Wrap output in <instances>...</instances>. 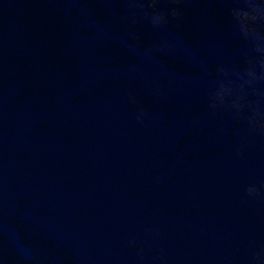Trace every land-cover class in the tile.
Returning a JSON list of instances; mask_svg holds the SVG:
<instances>
[{"label":"water","instance_id":"obj_1","mask_svg":"<svg viewBox=\"0 0 264 264\" xmlns=\"http://www.w3.org/2000/svg\"><path fill=\"white\" fill-rule=\"evenodd\" d=\"M181 7L157 31L123 0H0V264H137L147 227L166 264H245L264 244L245 191L264 185V136L208 108L243 42L218 0ZM130 30L175 47L148 60Z\"/></svg>","mask_w":264,"mask_h":264},{"label":"clouds","instance_id":"obj_2","mask_svg":"<svg viewBox=\"0 0 264 264\" xmlns=\"http://www.w3.org/2000/svg\"><path fill=\"white\" fill-rule=\"evenodd\" d=\"M127 4L129 14L124 17L130 26L146 21L152 29L166 30L170 23L175 22L180 27V21L185 15L181 5L192 0H123ZM162 2L169 7H160ZM225 4L226 12L233 33L243 42L240 50L241 60L238 64H220L216 68V77L208 90V108L212 115L227 113L234 121L243 122L249 135L264 136V0H218ZM128 39L121 43L130 52L152 60L154 54L166 53L175 47V44L163 40L150 47L139 48V37L134 31H129ZM136 72V68L130 69ZM133 103H137L130 95ZM148 117L147 110L140 108L136 115L138 123H143ZM242 155V150H237ZM250 184L246 187L249 198H264L261 189ZM158 228L147 227L142 238L128 240L129 247L136 248L137 264H166V255L163 248L149 256L152 250V241L161 237ZM229 264H232L229 259ZM245 264H264V244L253 245Z\"/></svg>","mask_w":264,"mask_h":264}]
</instances>
